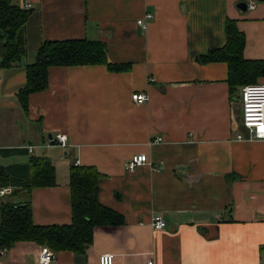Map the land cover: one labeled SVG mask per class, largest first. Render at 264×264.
I'll return each instance as SVG.
<instances>
[{"label":"crops","instance_id":"crops-1","mask_svg":"<svg viewBox=\"0 0 264 264\" xmlns=\"http://www.w3.org/2000/svg\"><path fill=\"white\" fill-rule=\"evenodd\" d=\"M248 1L11 0L31 7L25 55L0 67V167L42 157L55 185L29 193L1 187L11 189L5 199L29 200L37 226L69 225L70 169L90 167L101 175L98 202L124 219L96 229L85 253L57 252L51 264H98L104 253L114 264H264V140H236L246 135L244 85H229L226 63L199 61L226 44L229 20L244 35L243 59L264 64V0H251L252 11L238 8ZM72 39L103 43L108 61L129 68L49 67L47 88L30 94L24 111L16 92L39 44ZM133 92L148 101L133 103ZM58 133L67 138V158L50 142ZM13 149L24 153L1 154ZM138 154L149 165L126 171ZM155 216L164 230L152 228ZM40 248L18 242L0 253V264H38Z\"/></svg>","mask_w":264,"mask_h":264},{"label":"trees","instance_id":"trees-1","mask_svg":"<svg viewBox=\"0 0 264 264\" xmlns=\"http://www.w3.org/2000/svg\"><path fill=\"white\" fill-rule=\"evenodd\" d=\"M30 10L19 8L11 0H0V40L2 57L0 67L10 69L17 65L26 53L25 25ZM244 35L232 21L226 23V44L210 51L199 59L202 63L224 62L228 65L230 86L257 83L264 64L247 61L242 57ZM104 65L111 72L129 68L115 65L107 59L106 47L101 42L86 39L42 41L36 51L35 61L25 66L26 83L16 96L24 111L30 94L47 88L49 67ZM24 153L21 150H2L5 157ZM101 175L94 168L70 169L71 222L63 226H37L32 221L30 201L14 203L0 199V249H11L18 242H32L48 247L53 253L68 251L83 254L90 246L96 229L113 230L123 225L122 215L102 206L97 199L98 180ZM55 185L53 165L45 158H32L28 164L0 167V188L20 187L29 193L38 187ZM14 192L13 194H16Z\"/></svg>","mask_w":264,"mask_h":264},{"label":"built area","instance_id":"built-area-1","mask_svg":"<svg viewBox=\"0 0 264 264\" xmlns=\"http://www.w3.org/2000/svg\"><path fill=\"white\" fill-rule=\"evenodd\" d=\"M31 7L30 3L23 4V9L29 10ZM256 7L254 1H248L247 10L252 11ZM153 18L152 14H146L145 19L150 20ZM136 25L140 26L142 29H146V23L144 19L137 20ZM152 79L150 80V82ZM130 99L133 103L141 105L148 101V96L144 92H133L130 95ZM241 101V115H240V128L245 132L246 135L238 134L236 135V140L249 142L254 140H264V82L258 84H251L243 86L240 92ZM161 138H157V142H161ZM50 142L59 146L64 150V154L61 158L68 157L69 152L66 150L68 148L67 138L64 134H56L50 139ZM32 147H28L27 151L30 153ZM144 164L149 165V161L144 154H138L132 156L125 164L126 171L132 172L137 167ZM11 193L10 188H0V199L5 198ZM151 226L154 230L160 231L164 230L166 227L165 221L161 216H155L152 219ZM7 249H0V253H6ZM55 260L54 253L48 247H41L38 257V264H51ZM98 264H114V255L111 253L101 254L98 258ZM147 264H152L148 262Z\"/></svg>","mask_w":264,"mask_h":264},{"label":"water","instance_id":"water-1","mask_svg":"<svg viewBox=\"0 0 264 264\" xmlns=\"http://www.w3.org/2000/svg\"><path fill=\"white\" fill-rule=\"evenodd\" d=\"M238 8H240L241 10H246L247 4L246 3H239ZM262 73H264V70L262 71ZM49 138H51V136H49Z\"/></svg>","mask_w":264,"mask_h":264},{"label":"rangeland","instance_id":"rangeland-1","mask_svg":"<svg viewBox=\"0 0 264 264\" xmlns=\"http://www.w3.org/2000/svg\"><path fill=\"white\" fill-rule=\"evenodd\" d=\"M256 3V2H255ZM257 4V3H256ZM1 44H2V41L0 40V49L2 50V47H1ZM263 82V81H262ZM262 82H257V83H253V84H258V83H262ZM247 85H251V84H247ZM246 86V85H244ZM67 158V157H66ZM4 200H8V199H4ZM14 200V199H13Z\"/></svg>","mask_w":264,"mask_h":264}]
</instances>
